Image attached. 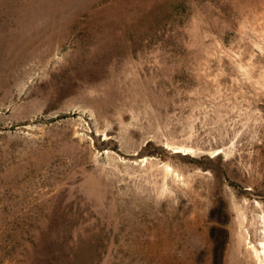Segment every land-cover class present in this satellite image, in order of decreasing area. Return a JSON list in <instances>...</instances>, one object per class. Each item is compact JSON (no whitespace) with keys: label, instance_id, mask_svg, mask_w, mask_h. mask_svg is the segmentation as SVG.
Here are the masks:
<instances>
[{"label":"rangeland","instance_id":"rangeland-1","mask_svg":"<svg viewBox=\"0 0 264 264\" xmlns=\"http://www.w3.org/2000/svg\"><path fill=\"white\" fill-rule=\"evenodd\" d=\"M262 216L264 0H0V264H258Z\"/></svg>","mask_w":264,"mask_h":264},{"label":"bare ground","instance_id":"bare-ground-1","mask_svg":"<svg viewBox=\"0 0 264 264\" xmlns=\"http://www.w3.org/2000/svg\"><path fill=\"white\" fill-rule=\"evenodd\" d=\"M183 152H184L183 155L188 154V153H186V149H182V150L177 151V153H183ZM261 223L263 225L262 233H261L262 238L258 242V245H255V244L252 245L254 252H255V255L257 257L258 264H264V216H262Z\"/></svg>","mask_w":264,"mask_h":264}]
</instances>
